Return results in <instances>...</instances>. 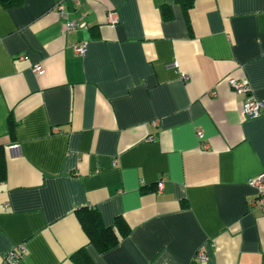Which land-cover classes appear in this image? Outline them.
Masks as SVG:
<instances>
[{
	"label": "crops",
	"instance_id": "0c3cea01",
	"mask_svg": "<svg viewBox=\"0 0 264 264\" xmlns=\"http://www.w3.org/2000/svg\"><path fill=\"white\" fill-rule=\"evenodd\" d=\"M229 77L264 101V0L0 1V264L18 244L19 264H264V111L245 117ZM81 207L128 234L98 252Z\"/></svg>",
	"mask_w": 264,
	"mask_h": 264
},
{
	"label": "built area",
	"instance_id": "2783aa9c",
	"mask_svg": "<svg viewBox=\"0 0 264 264\" xmlns=\"http://www.w3.org/2000/svg\"><path fill=\"white\" fill-rule=\"evenodd\" d=\"M55 12L58 15L59 18H63L65 16V7L64 5L59 2L55 5ZM107 20L110 23V25H114L115 21L117 20V17L113 12H109L107 15ZM84 25V22H75L72 20H67L64 23L65 29H77L82 28ZM73 52L77 55L84 56L87 50V43L86 42H79L72 45ZM177 62L172 61L171 63L167 64V68H177ZM33 71L39 72L41 70V66L36 64L32 68ZM181 76L183 78H187L185 74L181 73ZM229 86L238 94L244 95V101L242 103V113L245 117H256L258 116L262 111H264V101L258 100L254 98L251 94V87L247 80L245 79H237L234 77H229L227 80ZM151 124L153 126L158 125L157 120L151 121ZM55 132H59L58 129L55 128ZM196 136L200 139L203 138V132L200 129L196 130ZM149 140H152L153 137L149 136ZM163 180L162 178L159 179L156 183V190L161 191L162 189ZM248 184L256 190V198H253L250 201V205H255L256 200H258L261 204V206H264V173L259 174L258 176L254 178H250L248 180ZM25 254V246L24 244H18L16 246H13L7 252L4 254L3 259L8 264H19L20 259ZM207 260V254L205 250L199 249L193 256V260L189 264H202Z\"/></svg>",
	"mask_w": 264,
	"mask_h": 264
},
{
	"label": "trees",
	"instance_id": "16d2710c",
	"mask_svg": "<svg viewBox=\"0 0 264 264\" xmlns=\"http://www.w3.org/2000/svg\"><path fill=\"white\" fill-rule=\"evenodd\" d=\"M3 7L8 8L21 4L22 0H0ZM186 13L193 5L194 0H174ZM164 18L171 17V9L169 5L161 6ZM10 129L14 124L9 122ZM6 173L5 155L3 148L0 146V181L3 180ZM77 219L85 231L89 243L95 247L98 252H105L113 248L121 238L125 237L129 228L121 217L115 218L112 225H105L99 212L95 208L81 207L76 211ZM71 259L75 264H93V260L88 255L85 248H79L71 255Z\"/></svg>",
	"mask_w": 264,
	"mask_h": 264
}]
</instances>
